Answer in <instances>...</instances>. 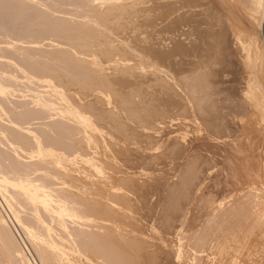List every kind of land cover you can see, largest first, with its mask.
Listing matches in <instances>:
<instances>
[{
    "label": "bare ground",
    "instance_id": "6f19581e",
    "mask_svg": "<svg viewBox=\"0 0 264 264\" xmlns=\"http://www.w3.org/2000/svg\"><path fill=\"white\" fill-rule=\"evenodd\" d=\"M251 1L242 88L230 0H0V264H32L22 235L42 264H204L243 230L264 254Z\"/></svg>",
    "mask_w": 264,
    "mask_h": 264
},
{
    "label": "rangeland",
    "instance_id": "374dc122",
    "mask_svg": "<svg viewBox=\"0 0 264 264\" xmlns=\"http://www.w3.org/2000/svg\"><path fill=\"white\" fill-rule=\"evenodd\" d=\"M254 8H255V10H253ZM230 10H231L232 15L230 14L231 19L230 18L229 19L231 21L228 19L230 21V22L228 21V23H230V26L232 23V26L230 27V29L231 28L232 29L230 30V32H231V36H232V40H233L232 45H233V50H234L233 54L235 57L234 62L236 64L235 65L236 67H233V69H234V72L236 74V77L238 78L239 83L241 84V87L245 88L247 85L246 83H248L247 81H249L250 79H255L256 77H258V76H256V74L258 75V73L256 72L257 70L250 68L246 63L247 62L246 56H247L248 52L244 49V47H249L251 45L252 46L254 45L255 38H257V36L259 35V28H258L259 27V23H258L259 21H258V19H256L259 17H253V18H255L254 20L252 18V16H258L257 15L258 12H256L257 11L256 7H254V4H252L251 0H230ZM248 67H249V70H248ZM235 68L236 69L238 68V69L235 70ZM263 183H264V179H263ZM260 186L262 188H264V185H260ZM261 206H260V208L263 211L264 210V202L261 204ZM243 229H245V228H243ZM241 233H243L245 235L242 234L243 237L241 236L240 240H239L240 242L238 241L239 243H241L240 246L238 245L239 243L236 241L231 242L232 248H228V246L227 245L225 246V244L218 243L220 245H223L224 247L217 245L214 247L215 248L214 251H213L214 248L211 250L210 253H212V255L209 253H208V256H206L207 254H205V255L203 254V257H205V263L204 264H215V262H217V261L218 262L216 264H220L219 262H221L222 264H236V263L237 264H257L260 262V260H261V263L264 264V257H263L264 254H262L263 249H262V245H261V241H260L261 236H260L259 231H257L256 233L254 232L253 234L252 233L249 234L250 233L249 232L246 235V233L243 230V232H241ZM20 234L22 235V233H20ZM20 239H21L20 240L21 244L24 247L27 256L30 258V261H32V264H42L41 261L39 260L40 259L39 256L37 257V254L34 252L33 248H31V245L29 244L27 239L24 237V235H22L20 237ZM232 243H236V244L233 245ZM234 246L237 247V248H235L236 251L234 250ZM238 247H239V250H238ZM217 248H218V250H217ZM219 249H221V250H219ZM240 249H241V251H240ZM259 250H261V251H259ZM219 251H221V254ZM214 252L216 254H214ZM215 255H217V256H215ZM250 256H252V258H250ZM209 257H211V259ZM213 257L215 259H213ZM221 258L222 259L224 258V259L221 260ZM211 260H213V261H211ZM212 262H214V263H212Z\"/></svg>",
    "mask_w": 264,
    "mask_h": 264
},
{
    "label": "water",
    "instance_id": "95a60500",
    "mask_svg": "<svg viewBox=\"0 0 264 264\" xmlns=\"http://www.w3.org/2000/svg\"><path fill=\"white\" fill-rule=\"evenodd\" d=\"M263 37H264V24H263Z\"/></svg>",
    "mask_w": 264,
    "mask_h": 264
}]
</instances>
